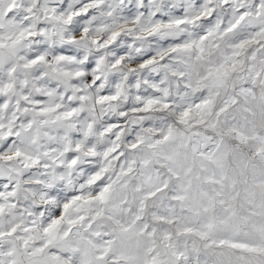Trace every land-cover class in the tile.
Listing matches in <instances>:
<instances>
[{
	"label": "snow or ice",
	"instance_id": "6c2138e0",
	"mask_svg": "<svg viewBox=\"0 0 264 264\" xmlns=\"http://www.w3.org/2000/svg\"><path fill=\"white\" fill-rule=\"evenodd\" d=\"M0 264H264V0H0Z\"/></svg>",
	"mask_w": 264,
	"mask_h": 264
}]
</instances>
